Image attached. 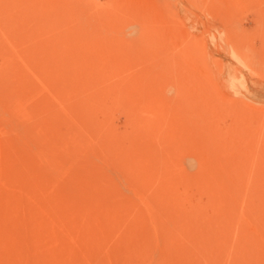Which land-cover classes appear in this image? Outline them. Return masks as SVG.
Listing matches in <instances>:
<instances>
[{
    "label": "rangeland",
    "instance_id": "1",
    "mask_svg": "<svg viewBox=\"0 0 264 264\" xmlns=\"http://www.w3.org/2000/svg\"><path fill=\"white\" fill-rule=\"evenodd\" d=\"M0 264H264V0H0Z\"/></svg>",
    "mask_w": 264,
    "mask_h": 264
}]
</instances>
